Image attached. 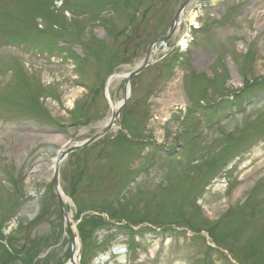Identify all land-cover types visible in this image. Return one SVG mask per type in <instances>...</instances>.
<instances>
[{
  "label": "rangeland",
  "instance_id": "obj_1",
  "mask_svg": "<svg viewBox=\"0 0 264 264\" xmlns=\"http://www.w3.org/2000/svg\"><path fill=\"white\" fill-rule=\"evenodd\" d=\"M184 1L0 0V264L70 263L54 161ZM150 58L60 166L78 264H264V0H193Z\"/></svg>",
  "mask_w": 264,
  "mask_h": 264
},
{
  "label": "water",
  "instance_id": "obj_2",
  "mask_svg": "<svg viewBox=\"0 0 264 264\" xmlns=\"http://www.w3.org/2000/svg\"><path fill=\"white\" fill-rule=\"evenodd\" d=\"M192 0H185L181 6L179 7V9L177 10L174 19H173V23L171 25V28L169 30V32L164 35L161 36L159 38H157L149 47L148 52H147V56L146 59L144 60V62L139 65L135 70L124 74L125 78H126V83H125V97L122 100L121 104L115 109L113 108V112H112V117L110 119V121L106 124V126L104 128H102L99 132H97L94 136H92L91 138L81 142L80 144H76L73 145L71 147H68L64 150H60L58 152L56 161L54 163V177H53V184H54V188L56 190L58 199H59V203L62 207L63 210V214H64V218H65V222L66 225L70 231V236H71V243H72V257L70 259V261L74 264V255L77 254L76 249H75V245H76V241H77V237L75 236L70 220H69V216H68V212H67V208L65 205V202L63 200L62 194H61V187H60V182H59V174H60V166L61 163L65 160V158L72 153L75 150H78L80 148H85L87 146H89L92 142H94L96 139L100 138L101 136H103L104 134H106L108 131L111 130V128L114 126V123L116 121V119L118 118L120 111L122 109V107L124 106V104L126 103V101L128 100L129 96H130V80L136 76L137 74H139L140 72H142L145 67H147L149 64H151L153 61H148L149 57H150V53H151V49L156 45V44H167L168 40L173 36V34L175 33L178 24L180 23V18L184 13L185 8L187 7V5L191 2ZM78 255V254H77Z\"/></svg>",
  "mask_w": 264,
  "mask_h": 264
},
{
  "label": "bare ground",
  "instance_id": "obj_3",
  "mask_svg": "<svg viewBox=\"0 0 264 264\" xmlns=\"http://www.w3.org/2000/svg\"><path fill=\"white\" fill-rule=\"evenodd\" d=\"M32 206V205H31ZM78 244H79V242H78ZM105 261V260H104ZM75 262H77V258H75ZM71 264V263H70Z\"/></svg>",
  "mask_w": 264,
  "mask_h": 264
}]
</instances>
